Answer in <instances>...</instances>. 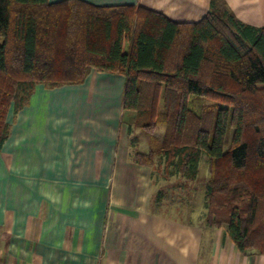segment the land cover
I'll return each mask as SVG.
<instances>
[{"label": "trees", "instance_id": "1", "mask_svg": "<svg viewBox=\"0 0 264 264\" xmlns=\"http://www.w3.org/2000/svg\"><path fill=\"white\" fill-rule=\"evenodd\" d=\"M214 5L178 23L132 4L0 0V147L9 112L38 84L123 75L131 144L138 130L148 137L135 162L193 182L205 156L207 226H225L243 254H264V28Z\"/></svg>", "mask_w": 264, "mask_h": 264}, {"label": "crops", "instance_id": "2", "mask_svg": "<svg viewBox=\"0 0 264 264\" xmlns=\"http://www.w3.org/2000/svg\"><path fill=\"white\" fill-rule=\"evenodd\" d=\"M84 1L132 4L189 23L213 0ZM214 7L264 28V0ZM125 82L91 71L79 84H38L28 104L9 112L0 147V264H264V254L241 253L225 226H207L205 186L197 208L194 181L135 162L143 143L131 144L135 112L123 108ZM161 179L175 180L171 192Z\"/></svg>", "mask_w": 264, "mask_h": 264}, {"label": "rangeland", "instance_id": "3", "mask_svg": "<svg viewBox=\"0 0 264 264\" xmlns=\"http://www.w3.org/2000/svg\"><path fill=\"white\" fill-rule=\"evenodd\" d=\"M199 105V104H198ZM197 105V106H198ZM200 106V105H199ZM139 133H137L138 137H139V144L142 142L143 143V146L141 144V146H139V150H145L146 151V147H145V138L141 135L142 131H138ZM155 135L158 136V137H161L162 135V130L161 129H158L157 131H155ZM208 177H209V173H208V160L206 159L205 156H203V158L201 159V162L199 164V176L197 178V180L194 181V188H196V192L195 193V198H196V207H200L201 206V203H200V197L202 196L200 193L202 192V187L205 186L207 180H208ZM161 181H163L161 179ZM175 180L174 179H170V181H166V182H161L163 186H165L166 190L171 192V184L174 182ZM199 196V197H198ZM176 198V197H175ZM198 198V200H197Z\"/></svg>", "mask_w": 264, "mask_h": 264}]
</instances>
